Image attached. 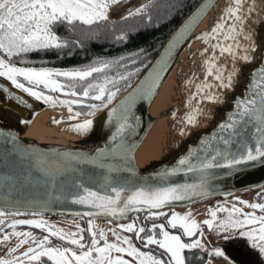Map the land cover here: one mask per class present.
<instances>
[{
  "label": "snow or ice",
  "instance_id": "6c2138e0",
  "mask_svg": "<svg viewBox=\"0 0 264 264\" xmlns=\"http://www.w3.org/2000/svg\"><path fill=\"white\" fill-rule=\"evenodd\" d=\"M113 2L114 0H0V76L6 77L16 88L23 89L39 100L53 101L56 97L49 95V92L58 91L61 94L80 97L76 100L62 101L70 106L73 103L85 104L84 98L93 96L99 102L88 105L89 111L104 108L119 91L117 84L122 80L130 83L132 76L144 67L143 63L129 68L122 75H105L102 78L93 77V73L108 71L118 66L119 60L125 57H96L89 65L74 67L23 65L24 63L29 65L44 63V61L29 60L27 54L31 51L63 50L80 45L79 39H72L71 35L59 34L57 29L66 25L68 33L79 36L86 27L91 33L93 29H98V26L109 24V10ZM148 6V4H142L125 13V17L145 13L146 20H150L151 17L146 14ZM207 7L208 5H201L181 24L139 83L107 110V121L114 126L108 138L109 142L95 149L92 154L84 152L36 154L28 150L24 154L29 157L30 161L35 160L37 167H30L24 178L31 179L33 173L43 172L47 178L45 182L53 189L59 184L67 191V195L73 202L91 206L98 213L119 218H123L130 211L143 209L147 210L146 219H148L165 215L169 203L182 199L190 200V194L201 196L206 193L210 194L211 188L207 186L208 181L222 166L240 169L257 159L264 160V78H262L258 85L259 91L240 101L237 111L230 116L229 122L221 123V128L227 130V138L225 135H213L202 140L197 148L190 149L187 154L181 155L174 166L154 173L150 179L113 175L114 172L129 174L135 172L133 145L125 137L130 130L135 128L133 120L136 119L134 111L136 104L150 97L156 90V86L161 82V74L167 71L165 66L172 49L183 43V37L190 32ZM248 12H251V7L248 8ZM228 19L232 22L225 25V20ZM245 21L242 0H235L234 5L229 4L225 7L221 19L215 22L211 30H205L200 35H203L206 40L216 35L217 44L213 47H219L222 51L226 48L234 57L241 54L236 49L243 47L245 49L244 59H251L252 57L246 51L248 45H242L237 38L239 32L243 31ZM115 38L127 39L126 32L119 31ZM221 40L225 43H220ZM201 51H206V49ZM142 52V49L137 50L136 53H129L127 56H135L138 61ZM212 56H215V52ZM17 58H20L23 63H15ZM127 63L134 64L135 61L128 59ZM208 63L211 64L213 61L210 59ZM222 67L217 66L215 76L219 84L229 86L232 72L229 71L225 76L220 70ZM207 71L211 72L213 69L209 67ZM261 71L264 72V66ZM0 87L6 86L0 85ZM199 87L201 86L198 85ZM10 94L17 100L23 99L16 93ZM207 98L214 97L209 95ZM188 118L190 122H195L191 116ZM92 125V119H85L74 127L80 131H87ZM11 135L15 136L14 133ZM220 141H222V147L218 146ZM117 157L119 158L118 163L115 162ZM85 162L98 165L103 170L102 174L95 177H86L82 173L75 174L77 165ZM176 173L193 174L198 179L192 182L187 180L173 182L172 177ZM4 179L13 178L4 177ZM235 199L241 200L239 197ZM241 202L250 205L252 209H259L260 214L257 215L256 211L246 212L234 204L231 208L225 209L228 216L220 219V225L240 229L234 235L246 238L245 242L257 251L259 257L264 258V202L253 203L248 200ZM24 203L28 206L39 203L41 210H44L43 205L47 201ZM14 206L22 207L23 205L18 201ZM211 213L212 217L216 218L217 208H212ZM236 213H242V215L236 218L234 216ZM95 214L88 213L90 216ZM8 215L4 207H0V217L6 218ZM167 222L170 226L182 227V233L169 231L165 223H153L149 226L153 234L141 235L146 231L144 226L131 221L114 226L113 232L116 239L109 240L106 236L108 229L100 228L93 231L96 225L93 220H89L90 242H88L83 239L82 235L77 236L72 232H65L64 229L53 225L43 217L26 220L11 219L7 223L14 230L19 224L35 225L46 229L51 236L62 237L64 241H70L76 247H65L59 244L49 246L50 235L37 237L35 233L26 228L24 239L18 240L14 247L9 248V252L15 251L25 240H28L30 247L18 252L16 256L0 257V264H25V259L28 264H48V260L43 258H50L54 264H186L184 250H199L206 247L199 235L194 236V233L202 229L197 220L189 218L188 212L178 213L172 210L171 214L167 215ZM204 223L209 227L212 226L211 219L205 220ZM244 225L253 226L245 228ZM120 229L135 230L137 239L144 242L143 247L145 248L154 244L165 251L163 253L142 251L141 247L131 242L130 236L122 235ZM157 229H159L158 235L156 234ZM221 230H224L223 227ZM80 231L82 233L83 229ZM16 235L19 237L20 231L16 230ZM182 235L194 238L186 241L181 238ZM98 236L103 238V243L98 242ZM7 238H9V233L0 227V239ZM121 240L127 244L120 243ZM114 250L117 253H130L134 259H127L122 254H113ZM211 251L217 255L223 254L220 247H215ZM188 264L191 262L189 261ZM204 264H212V262L209 259ZM229 264H235V261L229 258Z\"/></svg>",
  "mask_w": 264,
  "mask_h": 264
},
{
  "label": "water",
  "instance_id": "95a60500",
  "mask_svg": "<svg viewBox=\"0 0 264 264\" xmlns=\"http://www.w3.org/2000/svg\"><path fill=\"white\" fill-rule=\"evenodd\" d=\"M228 1L229 0H199L171 29L151 62L130 87L111 104L98 111L99 113H94L95 115L93 114L87 118L93 120V125L87 130L91 134L89 136L90 140L81 145L73 146L56 142H39L34 138L25 137V125L33 120L36 113L55 105L69 106L78 111V109H75L73 106L79 104L73 103L70 106L67 103H56L58 102L57 99L53 101L39 100L23 89L16 88L6 77L0 76V85L6 86L0 87V207H4L5 211L14 213H47L85 219L102 218L118 222L128 220L134 214L147 212V210L143 209L139 211H130L126 213L123 218L98 213L97 210L91 206L73 202L67 195V191L62 189L59 184L53 189L50 184L45 182L47 178L43 172L39 174L33 173L31 179H25L24 177L28 173L29 168H35L37 164L35 160L30 161L29 157L24 153L31 150L36 154H59L64 152H84L86 154H92L95 149L101 148L106 142H109L108 138L111 136L114 126L107 121V110L121 100V98L139 83L140 79L148 71L149 66L161 54L162 49L167 45V42L176 30L201 5H208V7L202 13L198 22L192 27L190 32L185 34L183 43L178 44L172 49L168 63L165 66L167 71L161 74V82L156 86V90L150 97L138 101L134 109L136 119L133 120V123L135 128L130 130L125 138L133 145L135 172L130 174L126 172H114L113 175L124 178L150 179L153 177L154 173L167 167L174 166L181 155L187 154L190 149L197 148L202 140L208 139L213 135H225L227 138V130L221 128V123L223 122L226 124L229 122L230 116L237 111V106L240 101L247 98L252 93H257L259 91L258 85L261 79L264 78V72L261 71L262 66H264V24L263 30L258 33L259 35L256 39L254 38L253 45H255V47L250 50L249 56L252 58L248 60L245 73L241 77L236 78L238 80L232 84L230 93H228L225 97L226 99H224L225 101L221 102V100H219L215 104L210 112L209 118L203 117L199 108L196 109L197 107H195V121L198 125L197 129H199L195 138L188 142L181 143L176 148H171L165 156L146 168H141L137 161V151L143 144L159 116L152 111V106L156 98L165 86L170 75L179 67L180 62L184 59L182 55L188 52V45L193 42L199 29H202L201 24L203 21L207 18L212 19L216 9L228 3ZM254 1L259 3L261 8L264 7V0ZM184 89H187V87L184 86ZM173 92V95L167 93L160 97V105L166 108L163 112L172 111L168 108L172 105L171 99L179 96L177 93L181 91L176 89V92ZM10 93H16L20 97H23V99L17 100L15 96ZM181 94L183 96V91ZM49 95L57 98L58 94L49 92ZM177 98L180 100L181 96ZM63 100L76 99H61V101ZM13 133L15 136L11 135ZM84 133H86V131ZM218 146H223L222 141L219 142ZM118 161L119 158L117 157L115 162L118 163ZM102 171L103 170L98 165L85 162L77 165L75 174L82 173L86 177H95L101 175ZM4 177H12L13 179L5 180ZM194 179H198V177L186 173H176L173 174L172 177L173 182H183L184 180L192 182ZM207 186L211 188L210 194L206 193L203 196L190 194V200H177L169 203L167 208L187 207L213 198L226 200L238 193L248 192L262 187L264 186V160L257 159L240 169L222 166L220 170L214 173L213 178L208 181ZM225 193H227V195H225ZM18 201L23 205L22 207L14 206ZM27 201H47V203L43 205L44 210H41V205L39 203L28 206L24 203ZM89 212L96 214L90 216L88 215Z\"/></svg>",
  "mask_w": 264,
  "mask_h": 264
},
{
  "label": "rangeland",
  "instance_id": "374dc122",
  "mask_svg": "<svg viewBox=\"0 0 264 264\" xmlns=\"http://www.w3.org/2000/svg\"><path fill=\"white\" fill-rule=\"evenodd\" d=\"M115 1L116 3H114ZM122 1L127 2L130 0H114L113 3L116 5L117 3ZM147 2L148 1L145 2V0H143L133 8H137L140 5L145 4ZM229 4L234 5L235 0H229L228 3L224 4L223 6L222 5L219 6L215 11L214 17L210 19L208 23L205 24V27L203 29H199V31L195 35V38L193 39V42L188 45L187 48L188 52L186 53L184 59L180 62L178 70L175 71L174 74L175 77L173 76L171 83L167 86V88L163 92V94L168 93L169 95H173L174 93L173 91L176 92V89L180 90L181 92L183 91V96L181 92L177 93V95L181 96L180 100L177 98L179 96H176L175 98L171 99L172 105H170L168 108L172 111L163 112V110H166V108L160 110V113L164 117H169V118L175 117L177 122L174 124V126L179 130H181L189 123V118H188L189 116H191L192 119L195 118V114H196L194 111L195 107H197L196 109L199 108L201 114H203V117L209 118L210 112L212 111L215 104L219 100H221V102L225 101L224 99H226L225 97L228 95V93H230L232 84L236 80H238L236 78L241 77L246 71V67L249 59H244L243 53L245 52V49L243 47L236 49V51H238L241 54L234 57L230 52L227 51L226 48L222 51L219 47H215V48L213 47V45L217 44L216 35L209 37L208 40H206V38L203 35H200V33L205 30H209V31L211 30L215 22L221 19V14L224 13L225 7ZM259 5L260 4L256 3L254 0H248V1L242 0L243 14L246 16V21L243 24V31L239 32L237 38L242 45L244 44L248 45V48L246 49L248 55L250 54L251 48H253L254 38L256 39V37L259 35L258 33L263 30L264 7L261 8ZM112 6H110V8ZM249 7H251L250 13L248 12ZM231 22L232 21L230 19L225 20V25ZM237 23L239 24V21H237ZM245 33H247V35ZM219 42L225 43L224 40H221ZM202 49H206V51L202 52L201 51ZM213 52H215L214 57L212 56ZM210 59L213 61V63L211 64L208 63ZM28 66L40 67L37 65H28ZM43 66L52 67L49 65H43ZM217 66H223L220 70L222 71V74L225 76H227L229 71L232 72L231 85L225 86L219 84V81L215 76ZM209 67H211L213 71L211 72L207 71ZM198 85H200L201 87L198 88ZM184 86H186L187 89H184ZM189 90H191L192 93L195 95L194 97H191L189 95L190 92ZM118 95L119 92H117V94L114 96V99L110 103H112L118 97ZM209 95L213 96L214 98L208 99L207 97ZM110 103H108L107 105H109ZM101 109L103 108H98L96 110H101ZM180 109L181 110L186 109L184 111L185 115L183 117L178 118L177 115ZM71 110L88 116L93 115L92 112L84 113L81 111H76L74 109ZM167 127L170 128V125L168 123H167ZM254 193L255 190L251 192H246L245 194H241L239 196L241 200H233L232 202L227 201L226 206L223 208L224 211H219L221 210V208H219V204H217V199L213 198L203 201L202 203L196 204L189 208H184L182 211H179L178 213L188 212L189 218H194L195 220H197L199 224L203 223L205 220L208 219L212 220V228H214V231L213 230L212 231L217 236L215 235L212 236L210 243L206 247V252L210 251V249H213L215 247H220L223 250L224 254L229 256L233 261H236L237 263L255 264L254 261L255 249L250 247L245 242L246 238L234 235V233L236 231H239L240 229H232L230 226L220 225V219L228 216V213L225 211V209L231 208L234 204L239 207H242L239 204L245 206V204L239 202L242 200L251 201ZM214 205L216 206L215 208H217L216 218H213L211 213V209L214 208ZM244 211L247 212L253 210L252 208H249V210H244ZM240 215H242V213L234 214L236 218H238ZM221 227H223L224 230H221ZM227 238L231 242L235 243L234 246L236 247V249L232 245V243H226V242L224 243V241H226Z\"/></svg>",
  "mask_w": 264,
  "mask_h": 264
},
{
  "label": "trees",
  "instance_id": "16d2710c",
  "mask_svg": "<svg viewBox=\"0 0 264 264\" xmlns=\"http://www.w3.org/2000/svg\"><path fill=\"white\" fill-rule=\"evenodd\" d=\"M199 0H149L145 13L134 14L111 20L107 25L98 26L89 33L85 27L81 35L70 34L67 32V26L62 25L57 29L59 34L71 35L72 39H79L80 45L65 48L63 50L47 49L34 50L29 52L28 59L33 61H44V63H35L31 65L52 67H74L89 65L94 58H120L119 65L108 71H102L99 74L93 73V77L102 78L103 76H112L123 74L131 67L143 63L144 67L132 76L131 82L122 80L117 84L119 94L124 92L141 74V72L151 62L163 41L175 26V24L198 2ZM116 3V1L114 2ZM112 3L111 5H113ZM114 25V26H113ZM119 31H125L127 39H116ZM143 50L140 59L136 61L135 56L128 57L129 53H136L137 50ZM132 59L134 64H128L127 60ZM15 63H23L20 58L15 59ZM28 66L29 64L24 63ZM122 65L123 67H121ZM79 90V89H78ZM88 105L98 103V99L93 96L85 98ZM88 105L82 108L85 113L90 112Z\"/></svg>",
  "mask_w": 264,
  "mask_h": 264
},
{
  "label": "flooded vegetation",
  "instance_id": "af4514ba",
  "mask_svg": "<svg viewBox=\"0 0 264 264\" xmlns=\"http://www.w3.org/2000/svg\"><path fill=\"white\" fill-rule=\"evenodd\" d=\"M80 99V97H76V96H71V95H66V94H61L58 92L57 95V101L56 103L58 104H65L64 102L61 101V99ZM85 99V98H84ZM86 100V99H85ZM55 106H59V105H55ZM86 106L85 104H79L77 106H73L74 108H77L79 110H82L83 107ZM70 109V108H69ZM71 110V109H70ZM73 111V110H72ZM255 193L252 196V199L250 202H264V186L253 189L251 191H254ZM248 191V192H251ZM246 192L243 193H238L226 200H223L221 198H216L217 199V204H219V208H221V210L219 211H224V207L226 206L227 201L232 202L233 200H236V197H239L241 194H245ZM219 202V203H218ZM202 203V202H200ZM239 203H242L241 201ZM199 204V203H197ZM216 204V203H214ZM238 204V203H237ZM196 205V204H194ZM191 205V206H194ZM241 205L244 210H249L250 205ZM191 206H187V207H179V208H167L168 211L165 213V215L161 216V217H155V218H148L146 219L147 216V212L145 213H138V214H134L131 216L130 219L125 220V221H112V220H107V219H102V218H94V219H85V218H78V217H69V216H65V215H54V214H43V213H36L34 214H15V213H8L9 215L4 218V217H0V221H2V223H0V227H3L5 232L9 233V238L7 239H0V257H4V258H9L11 256H16V254L18 252L23 251L24 249L30 247V243L28 242V240H25V242L23 244H21L18 248L15 249V251L13 252H9V248L14 247L17 244V241L20 239H24L25 237V233H24V229H28V231L35 233V236L40 237L43 235H50L49 233H47L46 229H41L38 226L35 225H25V224H19L15 226V230L8 225V220L11 219H19V220H26V219H39L40 217H43V219L51 222L53 225L59 226L60 228L64 229L65 232H72L74 235L83 236V239L85 241L90 242V232H89V228L90 225L88 223L89 220H93L96 227H94L92 230L96 231L100 228H105L108 229L106 232V236L109 240H114L116 239V236L114 235L113 232V228L114 226H118L121 223H129L131 221H134L135 223H137L138 225H143L145 228V233H141V235L144 234H153L150 230V225L155 223V224H159V223H165L166 227H168L169 231H177L178 233H182V227H180L179 225L173 227L170 226L167 222V215L171 214L172 210H175L176 212L182 211L184 208H189ZM216 206L214 205V208ZM248 207V208H247ZM253 211H256L257 215L260 214L259 209H252ZM253 225H244L245 228L247 227H252ZM81 229H83V232L81 233ZM200 229H202V231H199L197 233H194L195 235H199V238L201 240H203L204 245H207L210 243L212 236L216 234L213 233L214 228L209 227L207 224H205L204 222L200 224ZM16 230L20 231L21 235L18 237L16 235ZM213 230V231H212ZM121 232L122 235H127L131 237V242L134 243L137 247H141L142 251H152L154 253L159 252V253H163L165 250L158 246V245H154V244H150L148 245L146 248L143 247L144 242L137 239L136 235H135V230H127V229H120L119 230ZM156 234H159V229L156 230ZM182 239L189 241L191 239H193L194 237H188L187 235H182L181 236ZM98 242L99 243H103V238L102 237H97ZM122 244H127V242L125 241H119ZM232 243V245L234 246L235 243L231 242L230 240L224 241V243ZM62 245L65 247H76L75 245H72L70 241H64L62 239V237H55V236H51L50 235V241H49V246H53V245ZM206 247L204 248H200L199 250L197 249H191V250H184V254H185V258H186V264H188V262L190 261L191 264H204L205 261L207 260H211L212 264H229V256H227L226 254H222V255H217L215 252H212L210 249V251L206 252ZM235 247V246H234ZM236 249V247H235ZM113 254H122L125 256V258L127 259H134L130 253H117L113 252ZM162 258H166V257H162ZM43 259H47L48 260V264H54L53 261L50 260V258H43ZM231 259V258H230ZM232 260V259H231ZM233 261V260H232ZM254 261L255 264H264V258H261L257 255V251L255 250V255H254ZM25 264H28L27 260L25 259ZM235 264H240L237 263L235 261Z\"/></svg>",
  "mask_w": 264,
  "mask_h": 264
},
{
  "label": "bare ground",
  "instance_id": "6f19581e",
  "mask_svg": "<svg viewBox=\"0 0 264 264\" xmlns=\"http://www.w3.org/2000/svg\"><path fill=\"white\" fill-rule=\"evenodd\" d=\"M141 1L143 0H130L117 3L109 10L110 19L115 20L121 17L125 12L132 9ZM209 20L210 19L207 18L203 21L201 24L202 29ZM186 53L187 52L183 53L182 57H185ZM178 68L179 67H177L170 75L152 106V111L159 116L143 144L137 151V161L141 168H146L153 162L160 160L170 151L171 148H176L183 142L193 140L199 131V129H197L198 125L195 118H193L195 122L189 121V123L182 128L183 131H181L174 126L177 122L175 117H164L160 113V110L164 107L163 105H160L159 99L167 86L171 83L173 76L175 77L174 74ZM189 95L191 97L195 96L191 90ZM185 110L186 109H180L177 117H183L185 115ZM97 113L99 112H96L95 114ZM87 118H89L88 115L74 112L65 106L46 108L41 112L36 113L33 120L25 125L26 130L24 136L34 138L39 142H56L73 146L81 145L90 140L89 136L91 134L89 131L84 133L85 131L78 130L74 125L79 124ZM167 123L170 125V128L167 127Z\"/></svg>",
  "mask_w": 264,
  "mask_h": 264
}]
</instances>
